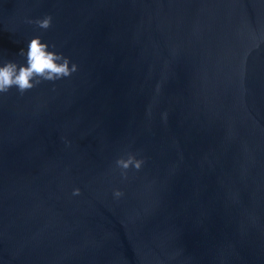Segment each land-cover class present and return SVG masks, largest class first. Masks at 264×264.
I'll use <instances>...</instances> for the list:
<instances>
[{"label": "water", "instance_id": "1", "mask_svg": "<svg viewBox=\"0 0 264 264\" xmlns=\"http://www.w3.org/2000/svg\"><path fill=\"white\" fill-rule=\"evenodd\" d=\"M34 37L77 71L0 93V264H264V0H0Z\"/></svg>", "mask_w": 264, "mask_h": 264}, {"label": "clouds", "instance_id": "2", "mask_svg": "<svg viewBox=\"0 0 264 264\" xmlns=\"http://www.w3.org/2000/svg\"><path fill=\"white\" fill-rule=\"evenodd\" d=\"M51 20V16H45L43 19H37L34 23L39 28L46 30L51 26ZM29 23H33V21H29ZM48 47L46 43L41 42L39 37H34L28 43L26 53L24 50H21L20 53V55L26 56V65H17L11 61L5 62L0 67V93H7L12 87H16L23 94L42 81H55L69 77L77 71L76 64L72 63L70 66L67 57L49 51ZM142 163L141 159H136L132 154L116 161V165L122 170H127L130 166L138 170ZM73 195H79V189H74ZM114 195L119 196L121 193L117 191Z\"/></svg>", "mask_w": 264, "mask_h": 264}]
</instances>
